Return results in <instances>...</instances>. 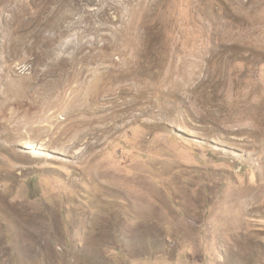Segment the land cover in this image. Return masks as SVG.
<instances>
[{
  "label": "rangeland",
  "instance_id": "1",
  "mask_svg": "<svg viewBox=\"0 0 264 264\" xmlns=\"http://www.w3.org/2000/svg\"><path fill=\"white\" fill-rule=\"evenodd\" d=\"M0 264H264V0H0Z\"/></svg>",
  "mask_w": 264,
  "mask_h": 264
},
{
  "label": "bare ground",
  "instance_id": "2",
  "mask_svg": "<svg viewBox=\"0 0 264 264\" xmlns=\"http://www.w3.org/2000/svg\"><path fill=\"white\" fill-rule=\"evenodd\" d=\"M4 100H5V99H4ZM8 100H9V99H8ZM8 102H10V101H8ZM8 104H9V103H8ZM6 106H7V105H6ZM4 110H5V109H4ZM97 119H98V118H97ZM103 120H104V119H103ZM93 121H94V120H93ZM75 125H76V124H75ZM107 129H108V128H107ZM105 131H106V130H105ZM101 137H102V136H101ZM101 137H100V138H101ZM98 139H99V138H98ZM97 142H98V141H97ZM4 145H5V144H4ZM33 156H34V157H39L38 152H34ZM237 194H238V193H237ZM246 194H247V193H246ZM234 196H235V195H234ZM237 196H238V195H237ZM237 196H236V197H237ZM251 197H252V196H251ZM249 198H250V197H249ZM251 201H252V200H251ZM249 202H250V200H249ZM249 202H248V203L245 202L247 207H248L247 204H249ZM233 203H234V202H233ZM249 205H250V204H249ZM247 207H246V208H247ZM250 207H251V206H250Z\"/></svg>",
  "mask_w": 264,
  "mask_h": 264
}]
</instances>
